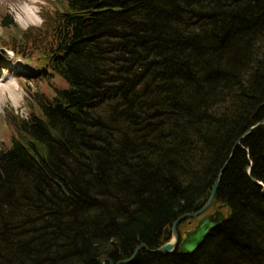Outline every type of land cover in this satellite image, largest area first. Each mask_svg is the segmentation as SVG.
I'll use <instances>...</instances> for the list:
<instances>
[{
  "label": "trees",
  "instance_id": "obj_1",
  "mask_svg": "<svg viewBox=\"0 0 264 264\" xmlns=\"http://www.w3.org/2000/svg\"><path fill=\"white\" fill-rule=\"evenodd\" d=\"M64 1L20 35L0 19V47L68 84L31 94L40 115L10 116L0 264H117L158 249L229 159L211 206L228 218L204 245L128 264H264V125L235 148L264 117V0Z\"/></svg>",
  "mask_w": 264,
  "mask_h": 264
},
{
  "label": "rangeland",
  "instance_id": "obj_2",
  "mask_svg": "<svg viewBox=\"0 0 264 264\" xmlns=\"http://www.w3.org/2000/svg\"><path fill=\"white\" fill-rule=\"evenodd\" d=\"M64 2V0H0V19L7 15L12 16L17 25L16 30L8 29V31L20 35L22 30L41 27L49 13L61 10ZM8 31L0 26V46L10 37ZM37 55L39 54H35V59ZM4 72L8 74V77L3 76ZM8 81L14 88L15 86L19 88L17 92L15 89H13L14 92L12 91L16 98L19 96L15 104L10 93L6 92L0 103V148L8 146L15 134L10 124L13 120L11 115L28 118L32 111L40 115L31 98L32 95L53 97L56 93L55 89L68 87L67 82L59 76H42L38 63L15 54L5 47H0V84L4 86L3 84L9 83ZM197 222V219L192 221V227H195ZM189 227L184 229L188 230Z\"/></svg>",
  "mask_w": 264,
  "mask_h": 264
},
{
  "label": "water",
  "instance_id": "obj_3",
  "mask_svg": "<svg viewBox=\"0 0 264 264\" xmlns=\"http://www.w3.org/2000/svg\"><path fill=\"white\" fill-rule=\"evenodd\" d=\"M264 124V117L257 125L251 127L244 135H242L235 145V148L240 144L241 140L251 131L258 128ZM230 159L224 164L223 168L219 171V174L213 184V187L210 191L209 198L204 206L195 213H187L180 216L172 225V227H167L165 229V236H168L171 233L170 239L164 245L155 250H150L146 245L139 246L131 258L122 260L117 264H128L131 263L139 252L143 249H146L150 252H162V253H173L175 250L180 249V252L185 255L195 254L206 242L207 238L227 220V215L225 213L226 205L218 206L213 213H206L209 211L212 206L216 194L218 192L221 177L226 169ZM199 219L195 228L192 231H189L185 234L184 239L181 240L178 233L179 225L186 219ZM107 262L113 264L109 259H103L101 264H106Z\"/></svg>",
  "mask_w": 264,
  "mask_h": 264
},
{
  "label": "bare ground",
  "instance_id": "obj_4",
  "mask_svg": "<svg viewBox=\"0 0 264 264\" xmlns=\"http://www.w3.org/2000/svg\"><path fill=\"white\" fill-rule=\"evenodd\" d=\"M5 73V72H4ZM6 75V76H5ZM3 76H5V77H8V74L7 73H5ZM9 82V81H8ZM17 84V83H16ZM4 86H2L1 84H0V103H1V101H2V98H4L5 97V95H6V92H8V93H10V95H11V98L13 99V103H15V104H17V98H18V96H17V98L12 94V91L14 92V90L13 89H15V92H17V89L19 90V88H17L16 86H15V88L12 86V85H10V82L9 83H5V84H3ZM264 125V124H263ZM262 126V125H261ZM260 127V126H259ZM258 127V128H259ZM257 129V128H256ZM255 130V129H254ZM253 130V131H254ZM252 132V131H251ZM251 132H249L248 134H250ZM247 134V135H248ZM246 135V136H247ZM243 140V139H242ZM241 140V141H242ZM241 143V142H240ZM235 150V149H234ZM234 152V151H233ZM187 220V219H186Z\"/></svg>",
  "mask_w": 264,
  "mask_h": 264
},
{
  "label": "flooded vegetation",
  "instance_id": "obj_5",
  "mask_svg": "<svg viewBox=\"0 0 264 264\" xmlns=\"http://www.w3.org/2000/svg\"><path fill=\"white\" fill-rule=\"evenodd\" d=\"M216 209H217V207H216V208H214V207H210L209 211L206 212V213H207V214H208V213H213ZM224 211H225V210H224ZM225 212H226V211H225ZM197 220H199V219L197 218ZM191 224H192V222H190V224H189L190 227H189L188 230H184V231H183L184 233H183V235H182V239H184L185 234H186L187 232L192 231V229L195 228L194 226L192 227ZM191 227H192V229H191ZM178 229H179V228H178ZM182 230H183V229H182ZM180 231H181V230L179 229V232H180ZM169 234H170V236H171V233H169ZM168 236H169V235H168ZM182 239H181V240H182ZM179 250H180V249H179Z\"/></svg>",
  "mask_w": 264,
  "mask_h": 264
}]
</instances>
